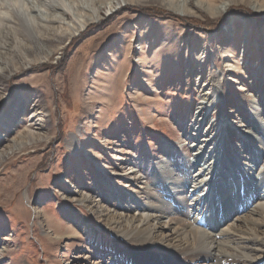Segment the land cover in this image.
<instances>
[{"label": "rangeland", "instance_id": "obj_1", "mask_svg": "<svg viewBox=\"0 0 264 264\" xmlns=\"http://www.w3.org/2000/svg\"><path fill=\"white\" fill-rule=\"evenodd\" d=\"M53 1L0 0V12L10 5L33 43L25 54L13 48L0 58V151L7 152L0 158V264H123L122 256L143 248L99 226L72 196L83 189L102 195L113 208L144 199L141 187L154 178L156 164L195 161L192 139L184 133L197 110L196 84L210 83L216 69L222 84L228 81L223 85L227 112L249 114L245 107L238 110L248 105L245 90L264 95V10H254L264 7V0H229L221 13L218 0H108L118 5L112 11L102 4L107 0H68L74 13L86 2L99 20L72 31L71 40L46 39L43 49L52 45L53 52L45 58L33 49L42 44L27 26L35 15L27 4L44 9ZM62 17L71 22V15ZM61 44L64 48L57 49ZM27 60L32 62L24 65ZM27 128L38 137L27 136ZM230 160L214 165L226 183L227 170L235 171ZM131 167L141 177L134 182L126 175ZM196 222L208 226L206 217ZM79 225L85 229L76 237L57 239L52 231L73 226L79 233Z\"/></svg>", "mask_w": 264, "mask_h": 264}, {"label": "bare ground", "instance_id": "obj_2", "mask_svg": "<svg viewBox=\"0 0 264 264\" xmlns=\"http://www.w3.org/2000/svg\"><path fill=\"white\" fill-rule=\"evenodd\" d=\"M122 1L126 4L129 0ZM218 1L216 11L221 13L228 8L229 0ZM53 2H56V5ZM53 2L48 3L47 8L44 9L36 8L40 5L30 2L27 4L29 12L35 14L29 18L31 23L29 21L27 26L30 25L36 32L34 39L37 44H42L33 49L45 54V58L53 52L52 45L47 49L48 51L43 49L46 39L57 38L60 41L65 37L66 40H71L75 34L72 31L80 32L89 22L99 20L92 11L93 8L85 5L86 2L76 3L78 6L75 4L76 9H74L79 8L77 13L73 12L68 0ZM110 3L113 2L108 0L102 2L109 11L118 7ZM3 5L5 10L0 12V58L1 54L9 56L13 48L18 49L20 55L25 54L33 47L32 37L30 38L25 31L26 26L17 22V13L15 14L10 5ZM204 10L211 13V16L216 13L207 8ZM254 10L262 12L264 7L259 6ZM174 11L186 14L183 9H174ZM68 14L71 15L69 23L62 17ZM53 47L55 49V46ZM63 48L61 44L57 49ZM28 54H31V51ZM31 62L27 60L24 65H29ZM3 71L4 66H0V72ZM215 72L217 76L212 80L209 79L210 83L197 82L195 87L199 98L197 110L188 121L190 131L186 130V134L184 133L192 139L189 148L193 151L191 155L195 161L182 164L168 159L161 165L156 164L153 169L154 178L141 187L144 199L129 198L131 205H127L130 204L129 201L124 200L118 205L113 204L111 208L105 204L102 195H93L83 189L72 196L75 203L95 215L99 226L111 231L116 238L121 237L128 244L147 251L145 253L139 250L133 256H122L123 264H264V107L258 101L262 96L261 99L264 100V95L258 90L255 93L245 90L247 94H242L244 95L242 97L248 105H240L238 110L241 112L240 108L245 107L249 114L244 116H240V113L230 114L226 110L228 104L223 87L228 81L222 84V73L217 69ZM230 81L235 80L231 78ZM241 91L243 92L244 89ZM5 128L7 130L8 126ZM26 134L30 137H38L37 132L30 128L26 129ZM228 135H234L236 140L228 141ZM4 153L7 152L0 151V158ZM230 159H234L235 171L232 174L231 167L227 170L226 175L231 180L226 183L224 179H219V173L214 165L218 162L220 168L223 161L232 163L233 160ZM261 161L263 165L257 168ZM194 163L199 164L196 169ZM129 169L126 175L130 181L134 182L141 178L134 168ZM218 170L220 172L221 169ZM239 173L241 174L238 177ZM179 174L183 177H179ZM212 183L216 185V190L213 189ZM187 186L191 187L190 190ZM24 194L27 195L28 191L26 190ZM255 199L259 200L255 202ZM168 200L174 201L175 206L166 205L165 201ZM206 201L209 203L208 206ZM210 210L214 212L211 213ZM174 211L177 213L173 214ZM232 215L235 216L223 227L218 228L225 217ZM205 217L208 226L196 222L197 218L201 221ZM34 218L38 222L41 216L36 213ZM72 227L69 230L68 226L64 232L56 229L52 231H56L54 236L59 239L68 234L79 236L85 229L84 226L79 225L78 233V230ZM119 253L117 252L116 255ZM169 257L173 258L171 263H167ZM93 264L98 263L95 261Z\"/></svg>", "mask_w": 264, "mask_h": 264}]
</instances>
